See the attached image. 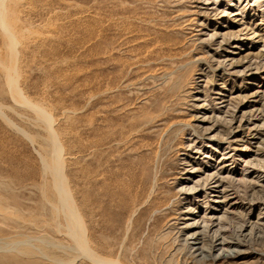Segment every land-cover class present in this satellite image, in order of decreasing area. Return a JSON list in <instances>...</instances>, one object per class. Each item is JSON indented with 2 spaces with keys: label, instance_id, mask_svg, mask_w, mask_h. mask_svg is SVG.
<instances>
[{
  "label": "rangeland",
  "instance_id": "rangeland-1",
  "mask_svg": "<svg viewBox=\"0 0 264 264\" xmlns=\"http://www.w3.org/2000/svg\"><path fill=\"white\" fill-rule=\"evenodd\" d=\"M99 260L264 264V0H0V264Z\"/></svg>",
  "mask_w": 264,
  "mask_h": 264
},
{
  "label": "bare ground",
  "instance_id": "bare-ground-1",
  "mask_svg": "<svg viewBox=\"0 0 264 264\" xmlns=\"http://www.w3.org/2000/svg\"><path fill=\"white\" fill-rule=\"evenodd\" d=\"M59 149H60L59 146L56 145L54 146V150L57 153ZM53 177H54L53 178L54 186L57 190L60 203H62L67 209V211L64 214L66 216V222L69 226L70 233L74 236L75 242L80 247L82 254L88 255L86 240L84 236V229L80 224L78 217L75 213L73 198L67 184L65 183V179L62 174V164L59 158H58V167L55 169L53 173ZM98 262H99L98 264H117V262H111V261L107 262V261L99 260Z\"/></svg>",
  "mask_w": 264,
  "mask_h": 264
}]
</instances>
